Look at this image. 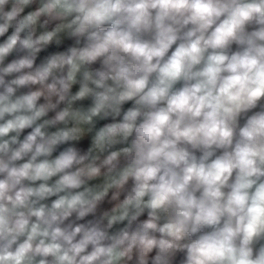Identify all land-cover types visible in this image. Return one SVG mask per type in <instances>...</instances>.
Returning a JSON list of instances; mask_svg holds the SVG:
<instances>
[{
  "label": "clouds",
  "instance_id": "1",
  "mask_svg": "<svg viewBox=\"0 0 264 264\" xmlns=\"http://www.w3.org/2000/svg\"><path fill=\"white\" fill-rule=\"evenodd\" d=\"M0 264H264V0H0Z\"/></svg>",
  "mask_w": 264,
  "mask_h": 264
}]
</instances>
